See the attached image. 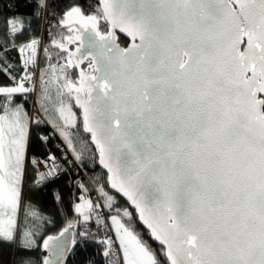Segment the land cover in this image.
I'll return each instance as SVG.
<instances>
[{
  "label": "snow or ice",
  "instance_id": "snow-or-ice-1",
  "mask_svg": "<svg viewBox=\"0 0 264 264\" xmlns=\"http://www.w3.org/2000/svg\"><path fill=\"white\" fill-rule=\"evenodd\" d=\"M0 74V264H69L92 243L108 264H264V0H0ZM46 132L63 164L103 170L79 233L48 234L36 203L69 174Z\"/></svg>",
  "mask_w": 264,
  "mask_h": 264
},
{
  "label": "trees",
  "instance_id": "trees-1",
  "mask_svg": "<svg viewBox=\"0 0 264 264\" xmlns=\"http://www.w3.org/2000/svg\"><path fill=\"white\" fill-rule=\"evenodd\" d=\"M11 2V0H9ZM94 2V0H93ZM104 25L103 23L101 24V31H103ZM120 41H126L125 38L122 36H119ZM123 46V45H122ZM10 58L14 59V62L19 65V59L16 58V53H10ZM45 66V64L42 65V68ZM24 70L22 68L17 67L16 75H20ZM29 72L30 68L28 69ZM76 71V70H72ZM0 84L3 85H10V81L6 76L3 74H0ZM39 100V97H37V101ZM25 108L28 110L31 109V101L28 99L27 102L25 103ZM74 111H77V115H79L78 110L73 109ZM76 129L72 130L73 133V142L75 144V147L77 150H81L83 148V141L80 137L75 135ZM45 134L51 135L52 139L50 143L47 145V147L51 150L52 153L56 154L58 157H60L62 160L63 158L61 157V150L65 151L66 155H69L68 158L69 160L74 159V155L72 154L71 149H65L64 148V143L61 140V138H58V132H46ZM53 134V136H52ZM81 136H87V134L81 132ZM58 146L59 149L58 150ZM35 151L40 154V157L43 158L45 155V150L43 147H41L39 144L36 145ZM70 172L68 175L62 176L55 184H53L48 190L47 193L43 196H41L38 200H36V203L38 204L39 208L47 215L51 214L52 219L54 221L53 224L48 225L47 227V232L48 234H58L61 230H63L64 227L67 226V221L69 220H75L76 227L69 229L70 232H76L79 233L82 230V224L83 221H81V217L77 216V214L72 210L75 206V203L79 202L76 198L77 196L81 194H85L88 196L87 193H82L80 189H78L73 181L77 182H83V180L80 178V175H77L76 172L72 170L70 167ZM89 173V175L92 177H95L96 180H93L98 187H100V184L103 183L101 176L103 170L100 168H89L85 169ZM99 181V182H97ZM53 189H59L64 197V204L60 205V212L57 213V204L54 201V198L52 196V190ZM120 200V203L128 207L129 210L131 209V206L129 202L126 201V199L122 197H118ZM108 211V209H106ZM95 217H93V220ZM89 227L91 228V231L97 235L98 238H102L105 235V230L100 229L93 225L91 222H89ZM138 227L142 232H145L146 234V229H144L143 225L138 224ZM153 247H155V244H153ZM103 251V248L100 244L98 243H92L89 245H85L83 248L76 250L75 255H71L69 257V264H88V261L91 260L93 264H108V262L105 261V258L101 255ZM12 258L11 256V250H5V254L2 257V259L7 262ZM111 264H119V260L117 258H114Z\"/></svg>",
  "mask_w": 264,
  "mask_h": 264
},
{
  "label": "built area",
  "instance_id": "built-area-1",
  "mask_svg": "<svg viewBox=\"0 0 264 264\" xmlns=\"http://www.w3.org/2000/svg\"><path fill=\"white\" fill-rule=\"evenodd\" d=\"M41 69H42V65H40V68H37L36 69V72L39 74L40 73V71H41ZM29 100L31 101V109L33 110V106H34V104L37 102V97L36 98H29ZM52 136H53V134H52ZM67 156H69V155H67ZM61 164H63L62 163V161L60 160L59 161ZM63 167L67 170V172H68V168L63 164ZM71 167H73L74 168V171H76V172H80V170L79 169H77V168H75L74 167V165H72L71 164ZM41 170H43V169H41ZM82 174H81V176H82V180H83V182H85L86 183V185H87V187H88V189H89V195L93 198V200H94V203L95 202H97V201H99L100 203H103V198L100 196V193H99V189H98V187L96 186V184L93 182V180L90 178V176L88 175V174H86L85 172H81ZM64 176V175H63ZM100 209H98V211H99ZM105 212H106V210L105 209H103ZM105 219L106 220H110L109 219V217H105Z\"/></svg>",
  "mask_w": 264,
  "mask_h": 264
},
{
  "label": "clouds",
  "instance_id": "clouds-1",
  "mask_svg": "<svg viewBox=\"0 0 264 264\" xmlns=\"http://www.w3.org/2000/svg\"><path fill=\"white\" fill-rule=\"evenodd\" d=\"M54 154V153H53ZM56 155V154H55ZM57 156V155H56ZM58 157V156H57ZM58 158H60V157H58ZM73 159V158H72ZM60 160L62 161V163H63V160L60 158ZM67 168H68V173L71 171L70 170V167H71V164H64ZM75 167V166H74ZM72 168V170L74 171V168L73 167H71ZM76 168V167H75ZM74 172H76V171H74ZM81 172H85L86 174H88L89 175V173L87 172V171H85V170H83V171H80V172H76V173H79V175H80V178L82 179V176H81ZM90 176V175H89ZM90 178H91V176H90ZM94 182V181H93ZM85 183V182H84ZM95 183V182H94ZM86 184V183H85ZM96 184V183H95ZM87 186V185H86ZM97 186V185H96ZM98 187V186H97ZM88 188V187H87ZM98 189H99V187H98ZM87 194H88V192H87ZM88 196H90L89 194H88ZM106 210V209H105ZM107 212V211H106ZM109 219H110V217H109Z\"/></svg>",
  "mask_w": 264,
  "mask_h": 264
},
{
  "label": "water",
  "instance_id": "water-1",
  "mask_svg": "<svg viewBox=\"0 0 264 264\" xmlns=\"http://www.w3.org/2000/svg\"><path fill=\"white\" fill-rule=\"evenodd\" d=\"M117 35H118V37H119V36H122L123 38H125V39L127 40V37H126L124 34L119 33V31H117ZM78 43H79V42H78ZM76 47H77V45H72V46H71V48H72L73 50H74ZM89 59H90V57L87 58V59H85V60H84V65H81V67H84L85 64H86V62H87ZM122 198H123V197H122ZM124 199H126V198H124ZM129 204H130V202H129ZM66 236H67V234H66Z\"/></svg>",
  "mask_w": 264,
  "mask_h": 264
},
{
  "label": "rangeland",
  "instance_id": "rangeland-1",
  "mask_svg": "<svg viewBox=\"0 0 264 264\" xmlns=\"http://www.w3.org/2000/svg\"><path fill=\"white\" fill-rule=\"evenodd\" d=\"M53 56H55V53H54V52H53ZM39 64H40V65L45 64V60H44V58H43L42 56H41V58L39 59ZM30 70H33V69L30 68ZM26 86H27V85H26ZM72 130H73V129H70L69 131L72 132ZM58 135H59V134H58ZM61 140H62V139H61ZM88 194H89V192H88ZM81 221H82V217H81Z\"/></svg>",
  "mask_w": 264,
  "mask_h": 264
},
{
  "label": "flooded vegetation",
  "instance_id": "flooded-vegetation-1",
  "mask_svg": "<svg viewBox=\"0 0 264 264\" xmlns=\"http://www.w3.org/2000/svg\"><path fill=\"white\" fill-rule=\"evenodd\" d=\"M89 60L86 62L85 66L88 64Z\"/></svg>",
  "mask_w": 264,
  "mask_h": 264
}]
</instances>
